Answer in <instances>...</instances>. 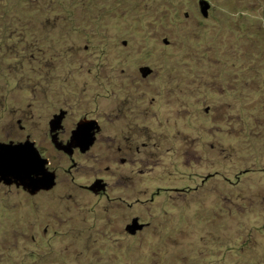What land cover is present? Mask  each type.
Listing matches in <instances>:
<instances>
[{"label":"rangeland","instance_id":"rangeland-1","mask_svg":"<svg viewBox=\"0 0 264 264\" xmlns=\"http://www.w3.org/2000/svg\"><path fill=\"white\" fill-rule=\"evenodd\" d=\"M28 138L55 185L0 182V264H264V0H0V141Z\"/></svg>","mask_w":264,"mask_h":264},{"label":"water","instance_id":"water-1","mask_svg":"<svg viewBox=\"0 0 264 264\" xmlns=\"http://www.w3.org/2000/svg\"><path fill=\"white\" fill-rule=\"evenodd\" d=\"M202 8H203L202 10H203L204 15H208L209 4L205 2L204 4H202ZM140 71L143 72L144 75H146L147 73L151 71V69L149 67H146V68L143 67L141 68ZM64 114L65 112L63 111L61 112L60 115L55 116V118L51 122V124L54 126L52 130L55 131L62 127L61 122L64 117ZM81 125H86L87 130H88L87 137L82 140L76 138V133L79 131ZM98 128H99V123L97 120L80 121L72 132L71 140L64 144L61 143L62 145H60L57 142V146L69 152L71 151L72 147H76V146L81 147L83 150H87L95 142L96 140L95 129H98ZM53 137L57 141L56 133ZM21 145H28L31 147L32 151L38 152L40 154L35 142L31 141L29 138L26 139L25 141H19V142L0 141V151H3L4 153V164L2 168H0V182H4L6 184L15 183L18 186H23L24 189L28 190L31 193H36L38 190L42 188H48V187H52L53 185H55L56 173L54 171H51L48 168L47 166L48 160L44 158L41 154H40V159L45 161L44 168H45V171L47 172L48 177H50L49 180L43 183L38 182L34 175L31 178H28L27 176L19 172L14 167V165L12 164L13 154L9 150L13 148H17ZM133 224H134L133 229H132L134 231L132 232L133 234L136 233L135 228L142 229L144 227L143 225L139 224L137 218L134 219Z\"/></svg>","mask_w":264,"mask_h":264},{"label":"snow or ice","instance_id":"snow-or-ice-1","mask_svg":"<svg viewBox=\"0 0 264 264\" xmlns=\"http://www.w3.org/2000/svg\"><path fill=\"white\" fill-rule=\"evenodd\" d=\"M88 130L86 125H81L79 131L76 133L77 139H85L87 137ZM12 155V164L21 173H23L28 178L33 175L36 180L43 183L50 179L47 172L45 171L44 164L45 161L40 159V154L38 152L32 151L31 147L28 145H21L17 148L9 150ZM4 164V153L0 151V168Z\"/></svg>","mask_w":264,"mask_h":264},{"label":"flooded vegetation","instance_id":"flooded-vegetation-1","mask_svg":"<svg viewBox=\"0 0 264 264\" xmlns=\"http://www.w3.org/2000/svg\"><path fill=\"white\" fill-rule=\"evenodd\" d=\"M65 114H67V113H65ZM65 114H64V116H65ZM66 117V116H65ZM62 120H64V119H62ZM87 120H95L94 118H89V119H87ZM98 121V120H97ZM64 128V127H63ZM61 129V131L60 132H58V140H59V137L61 138L62 136L60 135L64 130L65 131H67V129ZM65 135H66V133H65ZM68 139H69V136L67 137V139L65 140L66 142L68 141ZM17 140V141H16ZM16 140H14V139H9L8 141H6V142H10V141H14V142H19V141H23V139H16ZM69 142V141H68ZM96 142V141H95ZM95 142L88 148V149H90L94 144H95ZM76 147H78V146H76ZM74 147H72L71 148V151H72V154H73V152H74V150H76V149H78V148H76V149H73ZM88 149H87V151L85 150V152H83V153H86V152H88ZM79 150V149H78ZM79 151H81L82 152V150H79ZM71 154V155H72ZM72 157V156H71ZM3 183V182H2ZM102 184V183H101ZM99 185H100V183H99ZM102 187V186H101ZM105 188H106V186H105ZM104 188V185H103V189H105ZM89 189H91V188H89ZM93 191H95V190H93Z\"/></svg>","mask_w":264,"mask_h":264},{"label":"bare ground","instance_id":"bare-ground-1","mask_svg":"<svg viewBox=\"0 0 264 264\" xmlns=\"http://www.w3.org/2000/svg\"><path fill=\"white\" fill-rule=\"evenodd\" d=\"M4 183V182H3ZM4 184H6V183H4ZM7 185H10V184H7Z\"/></svg>","mask_w":264,"mask_h":264}]
</instances>
